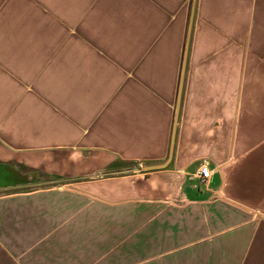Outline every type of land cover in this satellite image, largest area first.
<instances>
[{
    "label": "crops",
    "instance_id": "crops-1",
    "mask_svg": "<svg viewBox=\"0 0 264 264\" xmlns=\"http://www.w3.org/2000/svg\"><path fill=\"white\" fill-rule=\"evenodd\" d=\"M189 2L0 0V168L47 179L0 264H264V0H195L168 166L107 170L168 156Z\"/></svg>",
    "mask_w": 264,
    "mask_h": 264
},
{
    "label": "water",
    "instance_id": "water-1",
    "mask_svg": "<svg viewBox=\"0 0 264 264\" xmlns=\"http://www.w3.org/2000/svg\"><path fill=\"white\" fill-rule=\"evenodd\" d=\"M194 9H195V0H193V2H192L190 14H189V22H188V28H187L184 50H183V57H182V62H181V67H180V74H179L177 98H176V104L174 107L173 124H172V131H171V137H170V143H169L168 156H167L166 160L161 164L145 165V166H142L141 168H134L132 170L134 172H137V171L152 172V171L162 170L168 166V164L171 160L173 145H174V140H175L176 125H177L180 102H181V95H182L184 74H185L186 62H187V54H188V48H189V42H190V36H191V28H192V22H193Z\"/></svg>",
    "mask_w": 264,
    "mask_h": 264
},
{
    "label": "rangeland",
    "instance_id": "rangeland-1",
    "mask_svg": "<svg viewBox=\"0 0 264 264\" xmlns=\"http://www.w3.org/2000/svg\"><path fill=\"white\" fill-rule=\"evenodd\" d=\"M189 9H190V2L188 4V6H187V17H188ZM258 83L260 85L259 89H264V83L262 81L261 82H258ZM260 148H264V145L261 146ZM255 152L256 151H254L253 154ZM130 164H132L131 167H126V165H124L125 167L123 166V168H124L123 171H130V170H133L134 168H141L142 167V165H138V164H135L133 162H131ZM33 175L36 176L37 178L34 177ZM38 175L37 174H31V173L26 174V176H28V179H27V182L29 184L28 187H26V188H19L17 190L16 189L1 190L0 191V195L9 194V193H13V192H19V191H28L29 189H38L39 186L32 185V184H35V183H38V182H42V180H47L44 176L39 175L40 176L39 177ZM11 178L12 177H10L9 175H7L5 173V171L0 168V186L13 184L15 181L12 180V179H15V177H13L12 179ZM59 183H62V182H55L52 185L59 184ZM46 186H49V185H46Z\"/></svg>",
    "mask_w": 264,
    "mask_h": 264
},
{
    "label": "trees",
    "instance_id": "trees-1",
    "mask_svg": "<svg viewBox=\"0 0 264 264\" xmlns=\"http://www.w3.org/2000/svg\"><path fill=\"white\" fill-rule=\"evenodd\" d=\"M124 165H126V167H131L132 166V164H130V163H122L121 161H119V160H117V161H115L113 164H111L108 168H107V170L108 171H111V170H115V169H120V168H122ZM125 167V166H124ZM8 174V173H7ZM10 177H15V179H12V180H14L15 182L13 183V186H18V185H26V184H28V182H27V177L26 176H24V175H15V176H13V175H10V174H8ZM53 181H61L59 178H57V177H54L53 179H52ZM27 190V189H26Z\"/></svg>",
    "mask_w": 264,
    "mask_h": 264
},
{
    "label": "built area",
    "instance_id": "built-area-1",
    "mask_svg": "<svg viewBox=\"0 0 264 264\" xmlns=\"http://www.w3.org/2000/svg\"><path fill=\"white\" fill-rule=\"evenodd\" d=\"M212 172L207 164H202L197 170V181L200 187L206 188L211 180Z\"/></svg>",
    "mask_w": 264,
    "mask_h": 264
}]
</instances>
